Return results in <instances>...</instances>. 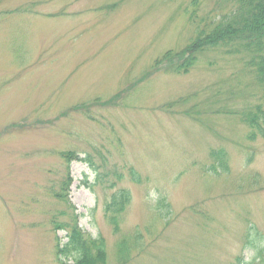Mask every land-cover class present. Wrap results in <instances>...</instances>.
Returning <instances> with one entry per match:
<instances>
[{"label":"rangeland","instance_id":"1","mask_svg":"<svg viewBox=\"0 0 264 264\" xmlns=\"http://www.w3.org/2000/svg\"><path fill=\"white\" fill-rule=\"evenodd\" d=\"M234 8L0 0V264H58L55 245L76 223L104 239L107 264L135 231L141 246L125 264L252 259L264 236V138L247 139L239 114L264 110V92L237 54L206 52L186 74L154 68ZM118 189L131 200L114 233L105 208ZM163 200L167 218L154 211Z\"/></svg>","mask_w":264,"mask_h":264},{"label":"trees","instance_id":"2","mask_svg":"<svg viewBox=\"0 0 264 264\" xmlns=\"http://www.w3.org/2000/svg\"><path fill=\"white\" fill-rule=\"evenodd\" d=\"M235 8L231 14L221 18L210 25L207 31L199 30L196 38L181 50H169L159 58L154 68L160 71L175 74L189 73L200 60V55L211 51H223L226 54H237L242 57L243 65L250 71L255 87L264 92V0H233ZM178 103L171 104L167 110ZM239 114V120L247 127L249 133L247 139L254 140L259 135L264 138V110L260 105ZM211 159L220 169L227 172L226 156L223 150L210 152ZM63 158L70 164L77 160L83 162L74 153H63ZM132 180L138 182V175L131 171ZM71 178L65 181V187L69 188ZM61 197V196H60ZM65 196H63L64 198ZM131 200V193L125 189H118L113 193L105 208L107 220L113 227L114 233L120 231V221L127 214ZM67 204H70L65 200ZM71 206V205H70ZM154 211L161 217L167 218L170 214V206L164 200L159 201ZM60 228V227H58ZM66 243L55 245V256L58 264H107V252L105 241L102 237L93 238L86 234L77 223L72 227L65 224ZM261 244L250 243L253 257L250 261H244L239 256L231 264H264V236ZM141 235L138 231L130 237H123L116 247V257L119 264H125L131 259L132 252L140 248Z\"/></svg>","mask_w":264,"mask_h":264}]
</instances>
